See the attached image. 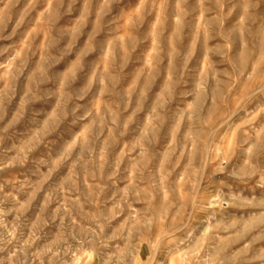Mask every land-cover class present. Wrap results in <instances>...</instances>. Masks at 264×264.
<instances>
[{
    "label": "rangeland",
    "instance_id": "rangeland-1",
    "mask_svg": "<svg viewBox=\"0 0 264 264\" xmlns=\"http://www.w3.org/2000/svg\"><path fill=\"white\" fill-rule=\"evenodd\" d=\"M0 264H264V0H0Z\"/></svg>",
    "mask_w": 264,
    "mask_h": 264
}]
</instances>
